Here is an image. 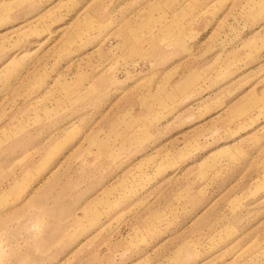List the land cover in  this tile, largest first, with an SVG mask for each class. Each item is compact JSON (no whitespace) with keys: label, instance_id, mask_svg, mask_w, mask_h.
<instances>
[{"label":"rangeland","instance_id":"obj_1","mask_svg":"<svg viewBox=\"0 0 264 264\" xmlns=\"http://www.w3.org/2000/svg\"><path fill=\"white\" fill-rule=\"evenodd\" d=\"M0 264H264V0H0Z\"/></svg>","mask_w":264,"mask_h":264}]
</instances>
